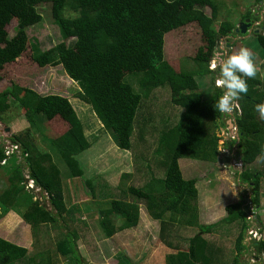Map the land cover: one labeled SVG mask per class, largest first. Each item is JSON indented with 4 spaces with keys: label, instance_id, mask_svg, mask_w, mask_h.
Segmentation results:
<instances>
[{
    "label": "trees",
    "instance_id": "obj_1",
    "mask_svg": "<svg viewBox=\"0 0 264 264\" xmlns=\"http://www.w3.org/2000/svg\"><path fill=\"white\" fill-rule=\"evenodd\" d=\"M231 4L232 8L236 5L232 0ZM42 6L48 8L60 36L48 48L27 34L29 27L42 22L43 13L38 9ZM225 7V0H0V70L15 61L27 44L32 60L39 67L61 65L79 85L76 97L91 106L116 146L133 152L135 168L141 175L140 183L133 185L126 184L131 173H121L122 197L113 200L108 185H98L94 177H84L77 156L91 142L71 101L59 94L42 95L27 87H17V91L6 87L0 91V120L14 100L29 127L44 133L51 151L39 149L29 130L14 135L12 142L19 146L28 168L25 177L17 152L6 156L5 146L0 142V168L7 175L6 187L0 192V217L23 198L25 210L21 216L34 232L41 224L55 223L67 211L63 177H79L92 199L104 205L98 210V225L105 237L135 227L143 203L148 215L160 224V240L175 248L165 255V264L221 261V248L205 234L220 233V237L226 238L234 227H238V233L233 240V254L226 263L238 262L247 249L243 243L249 228L247 206L241 207V202L228 204L224 217L200 223L197 179L185 178L179 165L181 158L212 163L218 159L219 137L215 130L226 122L225 114L216 110L214 103L223 92L213 84L211 93L204 95L198 78L215 72L209 65L218 54L220 39L236 34L237 24L245 18L257 19L248 9L237 24L229 19L219 21ZM13 19L18 35L10 38L5 27ZM191 22L198 24L203 44L189 58L192 65L186 67L183 63L177 70L164 57V36ZM252 35L264 55V32L253 30ZM69 39L74 41L68 43ZM236 102L240 109L239 112L235 109L233 115L239 138L238 156L241 167H245L264 156V119L255 110L257 105L264 104V84L258 74L248 80V93ZM142 110L147 116L137 123L138 112ZM41 117L46 121H63L67 129L58 136L50 135L51 130L46 132L39 125ZM147 131L153 142L150 153L148 148L144 152L139 150ZM53 149L66 171L53 161ZM260 174L257 170L242 177L244 181H252V201L256 208L260 205ZM28 178L46 193L54 211L33 199L36 197L33 189L34 195L24 189ZM181 226L197 230L186 237L179 229ZM73 234L74 238H69L63 233L57 241V250L79 264L77 244L73 240L78 235L76 231ZM178 242L185 243L184 248L178 247ZM251 244L257 256L264 254V239ZM25 254L22 246L0 238V264H14ZM28 264H42V260Z\"/></svg>",
    "mask_w": 264,
    "mask_h": 264
},
{
    "label": "rangeland",
    "instance_id": "obj_2",
    "mask_svg": "<svg viewBox=\"0 0 264 264\" xmlns=\"http://www.w3.org/2000/svg\"><path fill=\"white\" fill-rule=\"evenodd\" d=\"M232 1L236 3L233 8L231 0H225L226 7L222 8L218 16L219 21L229 19L237 24L248 9L253 11L252 13L257 16V19L254 20L255 22L250 20L246 32H237L220 39L216 51L218 54L211 60L210 68H212L213 61H216L218 66L226 55L245 46L255 54L254 62L259 69L257 74L264 84V55L260 51L261 48L256 45L252 35L254 29L264 32V18L262 19L260 16L261 12L264 16V2L259 1L257 3L256 0ZM259 7L261 9L257 10ZM38 9L43 13V20L41 23L29 27L27 34L30 38L38 39L43 48H48L60 40L58 28L52 22L46 6ZM206 12L208 13L209 9H206ZM5 28L10 38L18 35L15 19ZM73 41L74 39H69L68 43ZM202 44L203 40L198 24L196 22L188 23L165 34L164 57L177 70L183 63L186 67L191 66L192 62L189 58L194 56L197 48ZM214 70L213 74L198 78L200 89L204 95H209L212 85H217V81L220 79L219 68ZM0 74V91L6 87H13L16 91L17 87H27L42 95L59 94L71 101L77 117L82 122L85 135L91 142L90 147L77 156L84 170V177H94L96 184L108 185L113 191V200L122 197L119 193L121 173H131L126 184L138 185L140 183L141 175L135 168L133 152L116 146L110 136V131L108 132L102 127L91 106L76 97L79 85L68 76L61 65L39 67L32 60L31 51L27 44L26 49L15 61L2 67ZM18 93L20 94V91ZM10 102V109L3 114L0 120V142L9 147L10 143H13L14 135L29 130L34 144L42 151L50 152L49 144L42 135L44 133L29 127L22 109L14 103V100ZM229 114L225 113L224 115L226 125L219 126L215 130L219 137V153L216 162L194 161L190 158L179 159L183 176L197 179L199 191L197 199L198 220L200 223L207 224L219 220L226 215L225 206L235 202H241V207L246 205L248 207L247 214H254L251 212L252 208L255 210L252 201V181H244L242 177L251 176L257 170L261 172L259 200L264 202V156L257 158L245 167H241V164L238 163L239 138L237 130L227 125L228 117L233 119V110ZM146 116L145 110L138 112L137 123H142ZM38 123L46 129V132L51 130L52 132L49 134L54 136H58L67 129V125L63 121H46L41 117V121ZM144 133L145 140L140 142L142 146L139 150L144 152L148 148V153H150V146L153 144L150 139L151 135L148 131ZM51 154L53 161L66 171L64 163L54 149ZM17 161L21 164L26 177L28 168L24 159L20 156V158L17 157ZM63 178L64 202L67 205L64 218L58 217L53 224H41L38 226L39 229L34 232L21 216L25 210L23 198L18 200L6 215L0 217V238L26 249L24 258L17 260L14 264H28L39 260H42V264H49V261L50 264H77L73 258L69 259L68 256L62 255L57 250V241L62 239V234L64 233L65 237L70 238L73 237L74 231L78 235L77 239L73 240L77 244L76 256L80 258L79 264H165V255L175 251L174 247H168L160 240V224L148 215L143 203L140 204L139 221L135 227L119 231L111 237H105L98 225V210L104 205L100 206L97 199H92L87 187L83 186L81 178ZM6 184L7 175L0 168V192L6 187ZM24 189L34 195L31 190L32 187L29 185ZM37 193L35 192L36 197L33 199L37 198L41 204H45L47 208L54 211L49 204L47 195L40 190ZM260 216L263 219L259 224L256 218H260ZM260 216L246 217L249 228L245 231L243 243L247 245V249L239 261L233 264H242V262L244 264H264V254L261 253L257 256L251 244L259 238L252 237L254 234H249L250 229L256 230L260 234V239H263L264 230L260 229V225L264 228V213L261 212ZM119 222V220L116 221L117 224ZM179 229L186 237L193 235L197 230V228L189 226H181ZM231 230L226 238L220 237V233L205 234L208 240L218 244L222 250L221 261L216 260L212 264H228L226 260L231 259L233 240L238 233V227ZM177 245L184 248L185 243L183 245V243L178 242ZM29 258H32L33 261H29ZM47 260L48 262H46Z\"/></svg>",
    "mask_w": 264,
    "mask_h": 264
},
{
    "label": "clouds",
    "instance_id": "obj_3",
    "mask_svg": "<svg viewBox=\"0 0 264 264\" xmlns=\"http://www.w3.org/2000/svg\"><path fill=\"white\" fill-rule=\"evenodd\" d=\"M258 9L259 8H257V10ZM254 55L252 50L242 46L237 51L226 55L218 66L216 61L212 62V68H210L209 65V68L212 70L219 68L220 79L217 81V85H214L220 87L223 92V94L215 100L214 106L216 110L230 115L229 112L232 110L234 112L235 109H237V107H235V103L237 104L236 100L242 99L248 93V80L257 77L259 69L254 62ZM237 106L239 108L238 104ZM255 110L259 113L260 118L264 119V104L257 105ZM228 119L230 118L228 117ZM230 120L233 122L232 127L236 129L234 125V116L233 119ZM238 163L241 164L239 160ZM258 208L255 207V210L252 208L251 212L254 214H247L246 217H251L252 215L253 217H257Z\"/></svg>",
    "mask_w": 264,
    "mask_h": 264
},
{
    "label": "built area",
    "instance_id": "obj_4",
    "mask_svg": "<svg viewBox=\"0 0 264 264\" xmlns=\"http://www.w3.org/2000/svg\"><path fill=\"white\" fill-rule=\"evenodd\" d=\"M235 107H237V110L239 111V108H238V106H237L236 103H235ZM14 151L17 152L16 155H17V157H19L20 151H19V146L17 144L10 143V146L9 147L5 146V155L6 156H9ZM28 185H29V187H32V189L34 190V192H38L39 191V189L37 187H35L34 181L32 179H30V178H28V180L26 182V186H28ZM250 231L251 232L249 234H251V235L254 234V236H252V237H255V238H259L260 237V234L256 230L250 229Z\"/></svg>",
    "mask_w": 264,
    "mask_h": 264
},
{
    "label": "water",
    "instance_id": "obj_5",
    "mask_svg": "<svg viewBox=\"0 0 264 264\" xmlns=\"http://www.w3.org/2000/svg\"><path fill=\"white\" fill-rule=\"evenodd\" d=\"M250 22H249V18L245 19L244 21L238 23L237 27L235 28V32H241L244 33L247 30V26H249ZM227 124L232 127L233 122L228 119L227 120ZM238 160L240 161V156H238Z\"/></svg>",
    "mask_w": 264,
    "mask_h": 264
},
{
    "label": "crops",
    "instance_id": "obj_6",
    "mask_svg": "<svg viewBox=\"0 0 264 264\" xmlns=\"http://www.w3.org/2000/svg\"><path fill=\"white\" fill-rule=\"evenodd\" d=\"M262 13V15H263V12H261ZM261 13H260V16H261ZM262 19H263V16H262ZM240 23V22H239ZM254 31H256V29H254ZM262 205H264V202H262V201H260V205H259V208L260 209H258V211H257V213H258V215L260 216V213L262 212V214L264 213V206H262ZM260 212V213H259ZM262 216H260V218H256V220H257V222L260 224V222L262 221ZM260 229L262 230H264V228H262V226L260 225ZM264 236V235H263ZM263 239H264V237H263Z\"/></svg>",
    "mask_w": 264,
    "mask_h": 264
},
{
    "label": "flooded vegetation",
    "instance_id": "obj_7",
    "mask_svg": "<svg viewBox=\"0 0 264 264\" xmlns=\"http://www.w3.org/2000/svg\"><path fill=\"white\" fill-rule=\"evenodd\" d=\"M261 2H264V0H261ZM261 16H263L262 13H261ZM263 17H264V16H263ZM245 19H246V18H245ZM249 22H250V19H249ZM253 22H255V21H253ZM256 31H257V30H256Z\"/></svg>",
    "mask_w": 264,
    "mask_h": 264
}]
</instances>
